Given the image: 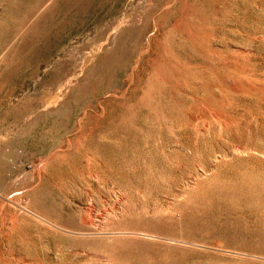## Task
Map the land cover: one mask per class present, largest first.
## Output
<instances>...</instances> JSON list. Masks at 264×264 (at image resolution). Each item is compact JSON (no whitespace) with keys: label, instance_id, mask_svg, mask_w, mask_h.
Returning a JSON list of instances; mask_svg holds the SVG:
<instances>
[{"label":"rangeland","instance_id":"374dc122","mask_svg":"<svg viewBox=\"0 0 264 264\" xmlns=\"http://www.w3.org/2000/svg\"><path fill=\"white\" fill-rule=\"evenodd\" d=\"M0 264H264V0H0Z\"/></svg>","mask_w":264,"mask_h":264}]
</instances>
